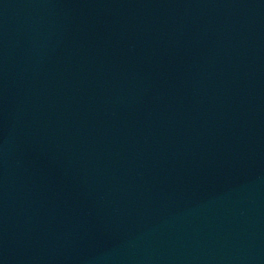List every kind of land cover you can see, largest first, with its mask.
<instances>
[{
  "label": "water",
  "instance_id": "1",
  "mask_svg": "<svg viewBox=\"0 0 264 264\" xmlns=\"http://www.w3.org/2000/svg\"><path fill=\"white\" fill-rule=\"evenodd\" d=\"M0 264H264V0H0Z\"/></svg>",
  "mask_w": 264,
  "mask_h": 264
}]
</instances>
